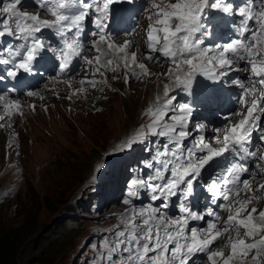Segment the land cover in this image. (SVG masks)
I'll use <instances>...</instances> for the list:
<instances>
[{"label":"snow or ice","instance_id":"1","mask_svg":"<svg viewBox=\"0 0 264 264\" xmlns=\"http://www.w3.org/2000/svg\"><path fill=\"white\" fill-rule=\"evenodd\" d=\"M121 2L135 0H31L30 5L27 0H9L0 6V67L7 66L5 73L10 78L46 72L41 65L52 53L53 69L61 76L73 70V61L82 60L93 76L104 77L102 81H80L93 89L106 83V71H119L121 66L129 73L125 83L132 77H150L147 65L138 60V51L129 54L132 42L118 45L108 32L112 6ZM29 6L38 11L29 13L25 10ZM151 8L155 11L148 17L153 22L146 32L148 51L143 59L170 64L158 73L169 82L163 85V96L157 95L145 112L151 122L128 134L119 146L124 152L144 144L147 151L148 138H156L151 141L153 155L141 169L144 176L128 182L124 203L131 208L120 218L114 241H105L106 260L108 264H198L196 257L203 255L207 264H244L255 252L254 264H260L264 210L252 207L249 211V205L264 199V183L255 189L252 184L256 178L252 168H258L264 179V163H259L264 162V154L257 144H264V0H241L239 5L233 0H176L166 5L152 3ZM218 18L229 28L234 26L233 39L213 42ZM86 22L96 31L86 33ZM45 30L51 35L45 36ZM52 36L57 38L55 46ZM89 36L98 37L91 44L96 52L93 59L86 55ZM245 69L250 70L245 77L250 83H235L242 90L237 103L246 111L235 112L233 115L242 118L229 123L222 137L217 129L208 142L204 135L207 125L194 122L192 107L176 101L174 91H188L198 75L217 81ZM27 95L36 94L29 91ZM22 107L18 100L0 95V112L4 113L0 122L23 115ZM104 168L101 164L96 171L102 176ZM141 189L149 193L151 202L160 203L136 207L134 200L140 198ZM201 194L215 206L204 213L194 210ZM170 204L178 207V216L166 212ZM222 212L228 216L220 226ZM205 216L211 219L205 220ZM191 221H204L205 226L189 228ZM222 247L230 250L227 256L217 250Z\"/></svg>","mask_w":264,"mask_h":264},{"label":"rangeland","instance_id":"2","mask_svg":"<svg viewBox=\"0 0 264 264\" xmlns=\"http://www.w3.org/2000/svg\"><path fill=\"white\" fill-rule=\"evenodd\" d=\"M7 2L0 0V6ZM157 2L166 5L176 0H150L146 10L144 7V31L153 22L148 19L155 10L151 4ZM25 10L34 13L33 8ZM144 31L139 34L145 35ZM129 37L140 49L137 32L133 31ZM114 38L117 42L118 37ZM140 50L139 61L144 63L146 49ZM90 51L88 56H96L93 52L90 55ZM156 64L162 72L171 66ZM83 70L77 68L66 78L75 87L77 96L67 91L66 81L64 85L62 80L55 81L66 88L59 87L65 98L64 106L56 97L50 96L45 101L39 96L41 92L50 94L53 77L49 76L29 86L36 95L28 96L24 91L14 97L23 106V115L19 117L27 118L13 115L10 121L0 122L4 125L0 127V264H93L88 257L92 228L120 224L123 215L118 213L115 197H109L121 185L124 161L130 153L119 151V146L128 134L151 122L142 109L149 105L147 112L154 105L158 86L163 88L169 81L154 74L140 80L132 77L125 83L128 73L121 66L119 71H106V83L93 89L80 81L83 78L102 81L104 77L93 76L92 69L86 66ZM76 86L84 91L80 92ZM72 104L77 106L80 119L69 118ZM233 105L235 112L239 103ZM206 140L211 142L210 138ZM101 164L105 165L102 176L96 171ZM109 173L113 176L111 184L102 183L103 176ZM257 182L252 183L254 189L264 183ZM91 194L94 197L90 198ZM88 199L91 202L87 203ZM262 200L257 204L259 210L264 208ZM254 205H249V211Z\"/></svg>","mask_w":264,"mask_h":264},{"label":"bare ground","instance_id":"3","mask_svg":"<svg viewBox=\"0 0 264 264\" xmlns=\"http://www.w3.org/2000/svg\"><path fill=\"white\" fill-rule=\"evenodd\" d=\"M27 3L28 4H31V1H29V0H27ZM120 12V11H119ZM130 12V9H124L123 10V13L124 14H128ZM136 13H138L139 14V16L141 15V13H142V11H138V10H136ZM121 29H124L125 31H127L128 32V35L130 36V34L132 33L133 34V30L135 29V26H131V27H129L128 28V30H127V28L123 25H121ZM108 30H109V34H111L113 37H118V39L116 40L117 42H115L116 44H118V45H123V43L125 42V41H130V37L128 36V35H125V34H120V30L118 29V25H111V26H109L108 27ZM219 38V35L217 34V32H215V36L213 37V39H218ZM103 47V46H102ZM141 49V48H140ZM139 49V45H136V44H134V43H132L131 44V47L128 49V52H129V54H131V52H133V51H138V60H139V58H141L142 57V55H141V53H142V50H140ZM147 51H148V49H146L145 50V53L144 54H146L147 53ZM92 51H90V55L92 54L91 53ZM141 55V56H140ZM92 57L94 58L95 56L94 55H92ZM143 62V61H142ZM144 63L147 65V67H148V69H149V71L151 72V77H154V74H157L158 75V73L161 71L162 72V70H159L160 69V67L156 64V63H153V62H148V61H146L145 59H144ZM138 69V68H137ZM139 70V69H138ZM126 72V71H125ZM126 75H129V73L128 74H126ZM125 75V76H126ZM70 75H64V76H56V77H54L55 79H53V78H51L52 80H51V88H50V94L49 93H43L42 94V92L41 93H39V96H41V99H44L45 101H47V100H50L48 97H50V96H52V97H56V101H60V102H62V105L64 106L65 105V98H64V95H63V93H62V91L60 90V88L59 87H63L64 89H66L65 88V86H59V85H57L56 84V80H62V84L61 85H64L63 83V81H67L66 80V78L67 77H69ZM157 77V76H156ZM49 80V79H48ZM110 85V84H109ZM113 87V86H112ZM76 88L80 91V87H78V86H76ZM88 88V87H87ZM107 88V87H106ZM158 91H157V93H156V95H163V88L162 87H159L158 86ZM161 88V89H160ZM89 90V89H88ZM33 91V90H32ZM67 91L70 93V94H72L73 93V91H75V87H68L67 88ZM159 92H161V93H159ZM51 93H52V95H51ZM38 96V95H37ZM74 96V95H73ZM77 96V95H76ZM156 97V96H155ZM24 99H26V101L28 102L29 101V99L28 98H26V97H24ZM64 100V101H63ZM151 100V99H150ZM238 101V100H237ZM237 101H235L234 103H237ZM144 103V102H143ZM233 103V104H234ZM151 104V103H150ZM231 105V112L234 114V109L236 108V106H234V105ZM53 105H55V104H53ZM134 105V104H133ZM56 106V105H55ZM146 107L144 108V109H142V111H143V113L145 114V112H146V108L149 106V105H145ZM52 109V108H51ZM53 110H55V111H57L54 107H53ZM78 111V109H77V106H75L74 104H72V111H69L70 113H69V118L71 119V118H73V119H80L79 118V111ZM227 113H229V112H227ZM15 116H17V118H27V116H22V117H19V114H16ZM28 118H29V116H28ZM233 119V118H232ZM19 122V121H18ZM228 123V121L227 120H225V121H217L212 127H210V128H208L206 131H205V137L206 138H210L214 133H216V130L217 129H219L220 131H219V135L220 136H223L224 135V130H225V125ZM14 133V132H13ZM16 133V132H15ZM17 134V133H16ZM20 135V134H19ZM192 135H195V132L193 131L192 132ZM190 139H191V136H190ZM212 142V141H211ZM214 146H217L218 147V145H214ZM258 182H260V181H258ZM257 182V183H258ZM252 183H256V181H252ZM260 184V183H259ZM261 191H263V190H261ZM261 201H263V200H261ZM160 203V201H156V204L158 205ZM209 206H211L210 204H209V200L208 199H206L205 198V202L203 203V204H201L200 205V207H199V209L200 210H202V211H204L205 210V208L206 207H209ZM254 206H256L257 207V204H255ZM167 211V213L168 214H170V215H172V216H178L179 215V213H178V211H176V209H167L166 210ZM211 218L210 217H207V216H205V220H210ZM193 226H195V227H197V228H202V227H204L205 225H204V221H202V222H195V223H190L189 224V228H191V227H193ZM226 242V241H225ZM213 247H215V245H213ZM219 250H223V251H225V255L227 256L229 253H230V250L229 249H227V248H221V249H219ZM254 253V252H253ZM196 260H197V262H198V264H200V263H204V264H207V262H206V257L205 256H203V255H201V256H198V257H196ZM221 264H222V262H221ZM237 264H238V262H237ZM244 264H245V262H244Z\"/></svg>","mask_w":264,"mask_h":264},{"label":"trees","instance_id":"4","mask_svg":"<svg viewBox=\"0 0 264 264\" xmlns=\"http://www.w3.org/2000/svg\"><path fill=\"white\" fill-rule=\"evenodd\" d=\"M104 190H105V189H104ZM89 197H90V198L94 197V194H91ZM86 202H87V203H88V202H91V200L88 199Z\"/></svg>","mask_w":264,"mask_h":264}]
</instances>
